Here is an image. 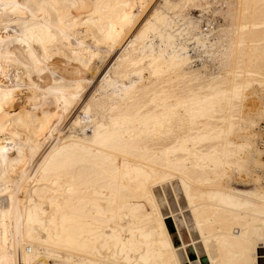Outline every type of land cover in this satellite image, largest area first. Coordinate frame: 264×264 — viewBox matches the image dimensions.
<instances>
[{
    "label": "bare ground",
    "instance_id": "1",
    "mask_svg": "<svg viewBox=\"0 0 264 264\" xmlns=\"http://www.w3.org/2000/svg\"><path fill=\"white\" fill-rule=\"evenodd\" d=\"M263 119L264 0H0V264H264Z\"/></svg>",
    "mask_w": 264,
    "mask_h": 264
},
{
    "label": "built area",
    "instance_id": "2",
    "mask_svg": "<svg viewBox=\"0 0 264 264\" xmlns=\"http://www.w3.org/2000/svg\"><path fill=\"white\" fill-rule=\"evenodd\" d=\"M256 143L258 148L260 149V160L262 163V166L259 170V173L261 175V178L264 180V119L259 123L257 127V138Z\"/></svg>",
    "mask_w": 264,
    "mask_h": 264
},
{
    "label": "rangeland",
    "instance_id": "3",
    "mask_svg": "<svg viewBox=\"0 0 264 264\" xmlns=\"http://www.w3.org/2000/svg\"><path fill=\"white\" fill-rule=\"evenodd\" d=\"M204 59H205V60H208V58L206 59V56L204 57ZM234 181H235V182H234ZM232 182H233L232 185H233L234 187H237V188H243V187H245V186H243V185H240V184L236 183V178H233ZM168 198H170V195H168ZM165 210L168 211L167 208H165ZM175 213H178V210H176ZM179 218H180V215H179ZM181 232H182V236H183L184 241H185L186 243H189V238L187 237L185 231H184V230H181ZM173 233H175V232L173 231ZM187 250H188L189 253H192V249H191V247H188Z\"/></svg>",
    "mask_w": 264,
    "mask_h": 264
}]
</instances>
